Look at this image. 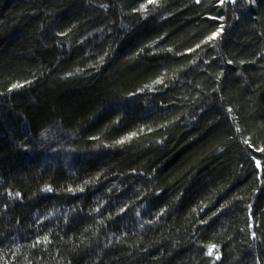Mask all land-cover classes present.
<instances>
[{
	"label": "trees",
	"instance_id": "obj_1",
	"mask_svg": "<svg viewBox=\"0 0 264 264\" xmlns=\"http://www.w3.org/2000/svg\"><path fill=\"white\" fill-rule=\"evenodd\" d=\"M262 148L264 0H0V264H264Z\"/></svg>",
	"mask_w": 264,
	"mask_h": 264
},
{
	"label": "snow or ice",
	"instance_id": "obj_2",
	"mask_svg": "<svg viewBox=\"0 0 264 264\" xmlns=\"http://www.w3.org/2000/svg\"><path fill=\"white\" fill-rule=\"evenodd\" d=\"M153 2H154V0H149V3H153ZM197 2H199V0H197ZM219 2H220V4H224V3H225V0H219ZM232 2H234V0H232ZM250 2H254V0H250ZM222 27H223V26H221V29H220V30H222ZM220 30H218L217 32H215V33H213L211 36H209V37H208V40L210 41V40L216 38V37L220 34ZM13 87H18V85H14ZM122 142H123V141H121V143H122ZM245 143H247V141H245ZM257 151L264 152V148H262V149H257ZM255 166H256L257 168H260V167H261V161H260V160H256V161H255ZM49 190H50V189H49ZM17 195H19V194L17 193ZM253 236H255V233H253ZM214 249H216V246H215V245L210 246V247L208 248V251H207L206 254L209 255V256H212V255L214 254ZM216 258L219 259V255H218V253H216Z\"/></svg>",
	"mask_w": 264,
	"mask_h": 264
}]
</instances>
